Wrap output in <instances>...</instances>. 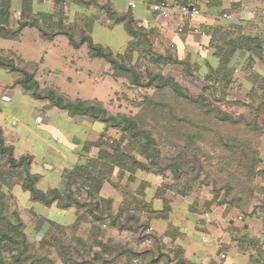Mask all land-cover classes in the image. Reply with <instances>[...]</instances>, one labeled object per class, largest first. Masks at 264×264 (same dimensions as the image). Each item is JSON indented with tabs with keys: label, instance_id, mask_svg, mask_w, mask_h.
Returning a JSON list of instances; mask_svg holds the SVG:
<instances>
[{
	"label": "trees",
	"instance_id": "1",
	"mask_svg": "<svg viewBox=\"0 0 264 264\" xmlns=\"http://www.w3.org/2000/svg\"><path fill=\"white\" fill-rule=\"evenodd\" d=\"M47 1H51L54 6L51 14H37L26 20L24 8L20 21L13 28L10 24L11 0H0V39L17 41L21 31L26 27L35 28L40 32L41 37L49 42L56 36H65L74 49L87 45L90 58L108 63L113 78L123 79L133 87L150 89L153 94L143 98L142 114L115 115L99 101L70 99L55 87L42 88L36 80L38 70L36 64L28 69L27 65L21 66L19 62H23L20 59L17 61L11 54L0 56V70L19 75L14 85L30 93L36 100L48 101L51 107L66 112L69 117L88 118L91 122L101 123L105 130L97 141L85 143L86 152L93 148L98 150L96 158H91L84 166L73 169L67 175L63 189L51 188L42 191L37 187L39 175L30 172V157L20 156L16 159L13 147L6 146L0 129V161L4 158L0 164L4 162L3 164L6 165L0 181V264H54L50 255L52 247L57 245L51 246L50 240L48 241L45 235L35 249L28 240L26 226L18 213L8 212V200L15 186L27 192L30 201L42 206H55L62 211L74 209L77 220L73 224L74 228L82 223L90 224L93 228L89 233V239L82 241L80 238H74L73 247L54 237V241L60 240L57 252L60 254L58 257L62 264H108L119 256L124 258V264H189L184 257L183 248L174 245L180 235L178 228L171 224L161 237L150 233V245H152L150 248L143 250L136 248L138 242L143 239V236H140V228H148V223L140 225V218L135 210L139 211L137 208L141 206V209L149 211L147 222L152 217L167 221L171 203L163 199L165 191H171L185 198L196 187L211 185L212 197L204 203L203 208L209 209L210 206L216 205L224 208V214L232 210L246 214L251 199L256 191L260 190L263 197L255 209L262 216L264 215V190L258 189L254 184L257 176L264 178V170L259 169L258 150L246 140L222 134L216 127L217 124H244L257 134L261 131L256 118L246 122L244 115L236 116L223 109L234 78L231 59L235 52L250 53L264 60V43H261L258 37L244 35L233 22L228 25V30H224L223 25L217 21L215 25H198V30L209 38L207 48L213 51V57L218 61L216 68H212L208 61L191 62L189 57L180 60L169 52L163 54L157 52L151 42L149 30L138 27L129 13L119 15L109 5H105L100 9L108 14V19L113 25L122 24L130 37L123 54H114L103 46L93 43L90 32L91 26L97 20L94 15L82 20V24L87 23V26L85 30L81 29L80 38L76 39L73 29H64L67 0ZM69 1L82 6H89L92 3L90 0ZM23 4L30 6L31 0H23ZM184 5H186L185 1ZM206 7L211 10L217 9L221 16L229 12L222 9L219 0H208ZM46 27L50 30L46 31ZM134 55L141 60H148L149 64L182 67L184 75L199 84L200 91L192 94L181 86L174 76L161 71H151L148 66L144 67L143 73L140 72L130 64ZM260 88L263 93L261 102L255 108L250 106L254 112L264 110L263 77ZM254 92L253 89L250 90L251 96H254ZM146 115H150L149 125L144 120ZM112 129L116 130L119 137L113 143L110 153L102 147L107 144L103 141L108 137L105 132L108 134ZM159 129L164 131L166 136L157 138L155 134H160ZM206 141L212 144L213 150L220 152L215 155V161L203 149L202 144ZM167 145L170 148L167 149ZM135 154L143 158L144 162L138 160ZM115 170L120 177L123 173H128L130 176L128 179H131L137 170L167 172L174 181L165 185L164 190L156 191L154 201L162 202L159 209L154 210L152 202L137 201L129 193V199L122 200L116 213L113 214L111 209L113 200L103 197L101 192L103 185L110 181V176ZM214 172L217 173L218 178L211 176ZM139 188L136 193L142 198L145 188L143 186ZM82 196H85L83 200ZM190 212L197 214L199 211L191 206ZM104 221H108L113 229L134 234V244L115 245L111 241L103 243L98 237L99 228L95 224ZM230 229L240 237L238 244H244L247 249L253 250L255 257L264 264V241L246 235L245 225L239 229ZM163 238L169 240L167 244L163 242ZM80 247L85 251H92L93 255L90 259L77 263L69 252L71 249L77 251ZM104 254L107 255L105 260L101 257ZM252 259L254 258L250 256L251 264L254 261ZM206 264L218 263L208 260Z\"/></svg>",
	"mask_w": 264,
	"mask_h": 264
},
{
	"label": "rangeland",
	"instance_id": "2",
	"mask_svg": "<svg viewBox=\"0 0 264 264\" xmlns=\"http://www.w3.org/2000/svg\"><path fill=\"white\" fill-rule=\"evenodd\" d=\"M226 3L229 6V3L231 2L230 0H226ZM199 11L200 15L203 14V17L211 21L210 25H215L217 21L223 25L224 30H228V25L233 22L238 25V29H240L241 33L252 37H258L261 40V43H264V0H240L239 4L233 7V9L231 8L230 10H228L229 12L227 13V15H231L232 20H223L222 16L218 14L219 12L217 11V9L211 10L206 8L205 6L202 7V10L200 9ZM94 12H96L94 16L97 18L95 22L99 21L101 25H104L107 20H109L108 14L104 10L96 9ZM85 17L87 16H84V14H82L81 11H78L77 9L74 10V8H71L67 10L66 20L64 21V29H73L75 38L79 39L81 35V29L85 30L87 26V23L82 24V20ZM54 22H56V20H54ZM109 22V25H113L111 21ZM196 28L198 29V27ZM30 29L31 28H27L25 34L21 35L19 40L17 41L0 40V48L6 51V53L0 51V56L11 54L15 56L16 60L20 59L23 62H19L21 66L27 65L28 69H31V67L36 64L38 66L37 72L39 71V84L43 87L46 86V83L51 84L58 91H60L70 99L99 101L110 113L115 115L124 114L127 116H135L137 114H142L141 108H143V98L146 95H152V90L133 87L123 79H118V83L114 86V81L103 75V72L107 70L105 61L99 59H90V63L88 62L89 59L85 55V52H87L88 50L87 45H84L79 49H74L69 44V41L65 36H56L55 39L49 42L42 38L36 30H34L33 28L31 30ZM45 30L49 31L50 29L46 27ZM52 31L56 30L52 29ZM188 32L190 31L187 30L186 33ZM93 39V43L103 45L106 47V49L110 50L114 54H117L124 48L127 36L122 27L113 25L112 31H102L99 27H97L93 32ZM155 49L157 52H160L158 48ZM198 51L202 53V50L200 51L199 49L189 52L188 57L191 62L200 60L199 57L201 54L199 55ZM212 53L213 51L209 49L206 60L212 68H216L218 61L215 57H213ZM130 64L134 65V67L142 73L145 70L144 67L148 66L151 71H161L164 74H170L174 76V78L181 86L185 87L192 94L198 93L201 89L198 83L192 82L184 75L182 67L180 66L149 64L148 60H141V58H138L137 55H134ZM231 64L234 67V78L232 85L230 86L227 93V101L223 104V109L228 113L236 116L240 114L244 115L246 117V122H251L254 118H256L258 120V124L261 126V131L257 134L251 131L244 124H217L216 127L219 132L226 136L237 137L238 139L246 140L247 142L252 144L253 147L258 150L260 155L259 169L264 170V110H258L257 112H254L252 109L261 102L260 99L263 94L260 85L262 83V77L264 79V60H261L250 53L243 54L239 51H236L231 59ZM258 76L260 77L259 79L257 78ZM143 78H145L144 74ZM105 80L112 82L106 84L107 81ZM252 89L255 91L254 96H251L250 94V90ZM250 106L252 108H250ZM20 113V118L23 119L25 116L24 109H21ZM84 119L90 122L88 118ZM144 120L146 124L149 125L150 115H146L144 117ZM92 123L93 126H91V129L88 130V133L86 132L84 134L86 139L91 140L90 142L97 141L99 135H101V133L105 131L103 130L104 128L101 123ZM58 125H60L59 122ZM72 129L73 126H71V130ZM159 131L161 135L155 134L157 138L166 136V133H164V131L160 129ZM82 132L83 127L77 129L74 132L76 134L74 136H76V138L78 137L77 140L81 136ZM105 134L108 137L104 138L103 141L104 143H107L105 147L111 153L112 145L113 143H115V140L118 139L119 135L115 129H112L108 134L105 132ZM113 140L114 142H112ZM202 145L203 149H205V151L211 156L213 161H215V155L220 154L219 150H213L212 144L208 141L203 142ZM166 148L168 149L170 148V146L167 145ZM135 156L138 160L144 162L143 158L138 157L136 154ZM89 158L90 156H88L87 159L89 160ZM3 159L4 158H2L0 162H2ZM3 163L0 164V181L1 174L6 170V165H4ZM32 170L41 172V164H37ZM211 176H214V178H218L217 173L215 172L211 173ZM128 177H130L128 173H123L120 177L117 170H115L110 176V181L106 182L103 185L101 194L103 197L111 198L113 200L111 207L113 214L116 213L118 207L122 203V200H126L127 198L129 199V193L132 194L134 198H136V200L140 201L141 203H143L144 201L147 203L150 201L155 202V208L159 209L162 202L160 200L154 201V199H156V197L154 198L156 191L158 189L164 190L165 185L172 184L174 181L169 173H160L153 170L149 172L137 170L133 174V177L131 179H128ZM203 178L204 176H202V179ZM49 182L50 181L48 180H42L37 185V187L40 188V190H45ZM254 184L258 189L264 190L263 177L257 176L254 180ZM141 186L145 188L144 196L142 198L136 193L140 190L139 187ZM14 189L15 194L18 196V198H20V200L24 202L27 199V192H24L22 190L20 191L17 187ZM210 189L211 185L198 186L194 189L193 192H191L190 195L186 196L185 198H182L181 196L176 195L171 191H165L163 199H167V197L176 198L177 196L179 197L178 201L181 204L180 207H178L179 209L188 208V211L190 212V207L194 206L196 211H199L198 213H200V216L207 214L212 215L210 218H214L219 212H224V208L218 207L216 205L210 206L209 209L203 208L204 203L210 200L212 197ZM84 197L85 196H82V200L84 199ZM262 197L263 193L260 192V190L256 191V194L251 199L246 214H240L237 210H233L230 214V218L236 220L237 225H239L240 227H242V223H248L250 229L245 231L244 233L250 238H259L260 236L264 241V215L262 216L260 212L255 209V207L259 205ZM32 203H34L33 207H30L29 205L25 210V206L21 205V210H24V212H17L19 207H17V203L11 196L10 200H8L7 208L8 212H16L19 213L18 215L23 216V220L24 222H26V232L28 240L32 246H36L38 245L40 240L45 238V235L47 236L46 238L49 241L52 230H55V228L57 227L61 228L63 226L45 219L40 220V216H37L34 213H30V211L34 209L41 215H45L50 220L58 222L61 220L60 218H58V213L59 211L60 213H62V210H59L55 206L45 208V206H42L38 203ZM137 209L139 211H135L140 218L139 224L145 225L148 223V228H140V236H143V239L138 242V244L136 243V248L138 250L148 249L152 246L150 245V220L149 222H147V219L150 216V212L144 208L141 209V206ZM63 212L68 213L70 220H66V222H64L62 225H65L66 227H74L73 224L77 222L75 210L69 209ZM202 212L205 213L202 214ZM191 214L193 215L194 213ZM214 214L216 216H213ZM232 215L234 216L232 217ZM224 216H226V214H224ZM192 217L193 219H197V216ZM12 220H14V218H12ZM41 221L42 223H40ZM199 222H201V220H199L197 223ZM213 222H215L214 219H212V222L210 224H212ZM78 225L91 226L90 224L85 223ZM188 225L190 224L188 223ZM95 226L98 228L105 226L113 229L108 221L97 223L95 224ZM39 227H41V229H39ZM235 228L239 229L238 226H236ZM59 231L62 232H59V236H61V239H64L63 241H65L66 237H69L70 235L65 232L67 231L66 229H59ZM119 232L126 233L125 236L127 237V240L125 244H134V234H130L126 231ZM55 235L58 236V233ZM239 239L240 237L237 235V233H234L235 250L234 252H231L229 254L230 261L232 260L234 264H251L250 256H252L254 258L252 259L254 260L252 264H261L258 258L255 257L256 255L253 250L250 251L244 244H238ZM259 240L261 239L259 238Z\"/></svg>",
	"mask_w": 264,
	"mask_h": 264
},
{
	"label": "crops",
	"instance_id": "3",
	"mask_svg": "<svg viewBox=\"0 0 264 264\" xmlns=\"http://www.w3.org/2000/svg\"><path fill=\"white\" fill-rule=\"evenodd\" d=\"M90 1H92V3L89 6H82L71 3L69 0H67L65 3L66 14L67 10L74 8V10L77 9L78 11H81L84 16L89 17L96 14V12H94L96 9H100V7L109 5L110 8L119 15L129 13L138 27L149 30L151 33L150 35L153 47L154 49L158 48L160 51L159 53L163 54L165 52H169L173 55H176L177 58L181 60L182 58L185 59L186 57H188L190 51H196L199 49L200 51L202 50V53L198 51L199 55H201L200 57H197H199L202 61H207L206 57L209 50L207 48V45L209 42V38L205 35L192 34L190 32L186 33L187 31L184 32L185 34H178V25L175 13L169 18H163L157 13L153 12L148 6L143 3L142 0ZM160 1L162 0H150V3H157ZM166 1L173 2L179 6L184 5L185 1L186 5L194 6L197 8L199 7V10H202V7H205L208 3V0ZM219 1H221L222 3V9L224 8L226 10H230L231 8L233 9V7L240 3V0H230L231 3H229L230 5L228 6L226 0ZM130 3H134V7H130ZM24 8L26 20L35 17L37 14H51L54 10L53 3L47 0H31L30 6H24L23 0H11L10 11L12 13V16L10 24L13 28H15L18 21H20L21 15L23 13L22 10ZM109 21L110 20H107L104 25H101L99 21L93 23L90 32V36L93 42V32L97 27H99L102 31H112L113 25H109ZM210 22L211 21L203 17L202 14L199 17L193 19L190 22V26L197 27L198 25H210ZM117 25L123 28L122 24ZM27 28L30 27L24 28L21 31L20 36L25 34ZM33 29L36 30L35 28ZM38 33L40 34V32ZM126 36V44L124 48L117 54H123L128 41H130V37L127 34ZM103 47L106 48L105 46ZM0 51L6 53V51L2 48H0ZM85 55L89 59L88 62L90 63V59L92 58L88 56V50L87 52H85ZM105 65L107 66V70L103 72V75L105 77H108L110 80H113L115 86L119 80L113 78L109 64L105 62ZM38 72L36 73V80L40 83ZM18 77L19 75L16 73L0 70V129L2 131V136L4 138L5 144L6 146L13 147L14 157L16 159H18L20 156L30 157V172L32 174L39 175L40 177L37 185L42 180L50 181L47 184V188L42 191H46L51 188L63 189L67 182V175L73 169H75L77 166H84L88 162V156H90L89 159L96 158L98 150H94V148L88 152L84 150L85 143L91 141L86 139L84 134L86 132L88 133V130L91 129L93 123L91 121L89 122L85 120L84 118L69 117L66 112L61 111L55 107H51L49 105V102L46 100L34 99L30 93L24 91L18 85H14V82L18 79ZM110 82L112 81H107L106 84ZM45 85L46 86L44 87H53V85L48 83H46ZM41 87L44 88L43 86ZM21 109H24L25 111V116L23 119L20 118ZM37 117H40V121L35 120ZM58 122L61 126L58 125ZM71 126H73L72 130ZM81 127H83V132L77 140L78 137L76 138V136H74L76 135L74 132ZM102 149L105 150L106 147L103 146ZM39 163L41 164L42 171H33L32 169ZM53 176H55L56 178ZM16 187L21 191V188L19 186H15L14 188ZM14 188L11 191V196L17 203V207H19L17 212H24V210H21V205L25 206V210L29 205L30 207H33L34 203L30 201L29 195H27V199L23 202L15 194ZM167 199L171 203V211L168 214V220L164 221L160 218L152 217V219H150L151 233L157 235L158 237H161L165 233L168 225L171 224L177 227L180 237L175 241L174 245H179L183 248L184 257L189 264H206L208 260H213L218 264H234L232 260L230 261L229 256V254L231 252H234L235 250L234 232L230 228H235L236 226L240 228V226L237 225L236 220L230 218V214L233 210L226 214V216H224V212L221 211L217 214V216L215 214L213 215L216 217L210 218L212 215H192L188 211V208L179 209L178 207H180L181 204L178 201L179 197L177 196L176 198L167 197ZM152 203L154 210L157 209L155 208V202ZM61 212L62 213H60L59 211L58 213V218H60L61 220L56 222L50 220L45 215H41L34 209L30 211V213H34L37 216H40V220L45 219L63 226L61 228L57 227L55 228V230H52V234L50 237L49 244H51V246L57 245L54 248L52 247V253L50 255V258L54 260V264H62L58 257L60 256V254L57 252V247L59 245V241H63L64 239L60 238L61 236H59V232H62L59 231V229H66L67 231L65 232L67 234H70L69 237H66L65 244L71 247L75 246L73 239L76 237L82 239V241L89 239V233L93 229L90 226H79L77 228H74L62 225L64 222H66V220H70V217L68 213H64L63 211ZM192 216H197V219H193ZM233 216L234 215H232V217ZM19 217L26 226V222H24L23 216L19 215ZM198 219L201 220V222L197 223L199 221ZM212 219H214L215 222L210 224L212 222ZM40 223H42V221ZM188 223L190 225H188ZM242 225H245V231L250 229L248 223H242ZM39 229H41V227H39ZM57 233L58 236L55 235ZM125 234V232L121 233L116 229H110L104 226L99 228L98 237L103 241V243L111 241L115 245H124L127 240ZM54 237L60 240L56 242L54 241ZM259 238L261 239V241H263L262 237L259 236ZM163 239V242L167 244V241L169 240L167 238ZM33 247L36 249L37 245ZM54 250H56V252H54ZM69 253L77 263L88 260L93 255L92 251H85L81 247L78 248L77 251H73V249H71ZM101 257L105 260L107 258V255L104 254ZM108 264H124V258L122 256H119L114 260V262Z\"/></svg>",
	"mask_w": 264,
	"mask_h": 264
},
{
	"label": "built area",
	"instance_id": "4",
	"mask_svg": "<svg viewBox=\"0 0 264 264\" xmlns=\"http://www.w3.org/2000/svg\"><path fill=\"white\" fill-rule=\"evenodd\" d=\"M143 3L148 6L153 12L157 13L159 16L163 18H169L171 15L175 13L177 20V31L178 33H184L189 30L192 34H200L204 35L201 31H199L196 27L190 26V22L200 16V11L197 7L190 5H176L173 2L162 0L157 3H150V0H142ZM130 7H134V3L129 4ZM223 20H232L231 15L223 14ZM36 121H40V117L35 119Z\"/></svg>",
	"mask_w": 264,
	"mask_h": 264
}]
</instances>
